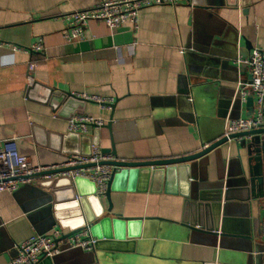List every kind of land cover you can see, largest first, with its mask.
I'll use <instances>...</instances> for the list:
<instances>
[{
  "label": "crops",
  "instance_id": "1",
  "mask_svg": "<svg viewBox=\"0 0 264 264\" xmlns=\"http://www.w3.org/2000/svg\"><path fill=\"white\" fill-rule=\"evenodd\" d=\"M100 1L0 0V140L15 139L18 154L31 166H61L69 155L89 152L93 143L101 150L113 143L119 161L181 158L221 138L226 121L253 115V107L237 101L238 83L248 84L250 76L234 61L246 44L250 51L264 50V0H226L218 8L198 6L199 0L151 6L139 11L136 27L125 23L111 31L91 21L82 41H68L70 15ZM38 44L41 52L30 51ZM52 92L75 97L64 100L66 108L55 107ZM83 97L112 100L113 108ZM73 115L101 119L104 126L111 122V129L89 127L86 134H70ZM243 152L240 142L232 141L196 161L191 172L207 194L231 190V202L240 210L228 217L230 238L214 248L207 237L181 228L192 211L179 193L164 192L166 180L139 191L136 183L120 179L110 192V216L144 221L135 227L140 236L128 246L132 252L107 254L117 264H161L153 257L165 247L161 257L177 264H220L221 250L245 251L249 242L243 237L251 227L255 239L256 229L254 209L245 215L248 194L237 177ZM45 180L36 179L14 194L0 193V264L15 256L16 245L57 225L39 211L49 194L38 185ZM178 181L169 179L167 189L184 191ZM92 191L88 183L79 186L87 199ZM58 198L66 202L64 190ZM99 201L107 212V198ZM62 209V219L77 224L74 209L66 204ZM62 249L54 264H88L91 257L78 248Z\"/></svg>",
  "mask_w": 264,
  "mask_h": 264
},
{
  "label": "water",
  "instance_id": "2",
  "mask_svg": "<svg viewBox=\"0 0 264 264\" xmlns=\"http://www.w3.org/2000/svg\"><path fill=\"white\" fill-rule=\"evenodd\" d=\"M196 4L204 8H218L225 6L226 0H199ZM233 7H236V4ZM250 49L251 46L246 44L244 49L245 53L242 52V58L247 57ZM67 97L74 98L75 96L69 93L61 94V92H52L51 100L56 101L54 104L55 107L62 106L66 108V103H63ZM237 101L240 102L239 98ZM246 106L249 108L253 107L252 96L246 99ZM111 107L113 108V105ZM78 113L81 114V112ZM110 121L112 120L110 119ZM103 127L110 130L111 122ZM230 138L241 139L240 146L244 152L238 155L239 173L237 177L241 178L242 187L248 194L244 211L246 217H249L251 208L255 211L256 232L255 239H253L250 231L251 227L247 230L248 232L246 231V236L243 239L248 240L249 244L245 251L240 253L231 251L229 248L224 249L221 250L222 252L217 255L216 259L220 261V264H264V128L236 134ZM226 144L227 140L221 137L197 153L189 156L165 160L129 162L119 161L117 159L116 150L112 143L110 149L102 150L104 154H109L113 157V161L109 164L118 169L108 184L106 198L109 207L107 212L104 211L100 201L95 197V186L93 183L83 179L71 180L65 177L48 179L38 183L40 188L46 189L49 192V194L44 196L39 211L42 215L48 216L50 222H57V225L66 231L61 238L63 241H67L82 229L89 228L92 237L96 239V243L91 252V257H89V261L87 260L88 264H117L107 253L121 254L124 252H132V250L128 249V246H133L135 243L134 240L140 236L139 229L135 232V227H140L144 220L110 216V192L115 182L120 179L127 180L132 185L136 183L139 191H145L148 190L146 188L147 184L153 186L156 182L161 183V181L166 180L164 192L166 194L179 193L185 199L184 203L186 208L189 206L192 211L191 217L183 219L179 223V226L193 235L197 234L207 237L209 240L207 245L215 248L220 243H223L225 239L230 238V222L228 217L237 208L240 210V206L232 204L231 190L229 188H216L210 191V194L199 190L198 181L195 177L191 176V172L195 168L196 161ZM92 146H98V144L93 143ZM89 152L77 153L87 155ZM74 169L50 170L40 173L35 177H55L58 174ZM180 175L183 176L182 179ZM172 177H176L179 180L177 185L179 188H184V191L177 192L176 190L167 189L169 183L167 181L172 179ZM81 183H88L93 188L88 198L89 200L79 192ZM62 190L66 193V202L58 198V194ZM206 195H210V199L205 198ZM64 204L74 209L73 217L77 220V224H70L64 221V218L62 219L61 213ZM89 204L93 207L90 211L88 210V207H90ZM40 234L42 233L38 232V235ZM164 249L165 247L158 250L163 257L165 255ZM251 253H253V256ZM161 256L153 258H156L161 264H177L175 260L170 258L165 259ZM85 258L84 260H86ZM55 260L56 257L53 259H44L39 264H54ZM206 264L215 263L211 262Z\"/></svg>",
  "mask_w": 264,
  "mask_h": 264
},
{
  "label": "built area",
  "instance_id": "3",
  "mask_svg": "<svg viewBox=\"0 0 264 264\" xmlns=\"http://www.w3.org/2000/svg\"><path fill=\"white\" fill-rule=\"evenodd\" d=\"M185 0H121L100 1L89 10L74 12L70 15V24L66 39L70 42H80L84 38V32L89 22H102L109 30L121 28L125 23L136 27L140 10L151 6H177ZM15 50H21L18 47ZM30 51L41 52L40 44L33 46ZM234 64L239 70H247L250 76L248 84L238 83L236 94L240 102H246L248 97H253V115L245 119L228 120L224 126L222 137L227 143L239 141L240 138L231 139L236 134L250 132L264 128V50L253 49L247 57H238ZM33 66H28L27 82L32 85L31 72ZM84 100L95 102L105 109L110 106L112 100L99 97H83ZM104 126L101 119L83 115H73L68 119V132L79 135L86 134L89 127L98 129ZM15 139L0 140V193L14 194L22 186L35 181V176L50 170L75 168L74 170L58 174L71 180L83 179L94 184L95 197L98 200L106 198L108 184L116 169L109 163L113 157L104 154L98 146H92L89 154H71L61 166L33 167L28 158L18 154ZM55 176V177H56ZM54 176H44L41 179H50ZM60 226L55 225L48 233L34 235L26 241L15 246V256L8 264H39L44 259H53L58 256L63 247L69 249H81L84 252H92L96 239L92 237L89 228H84L74 234L67 241L61 240L65 234Z\"/></svg>",
  "mask_w": 264,
  "mask_h": 264
}]
</instances>
